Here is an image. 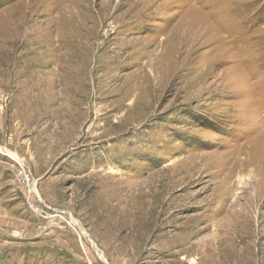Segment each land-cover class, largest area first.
<instances>
[{
	"label": "rangeland",
	"instance_id": "374dc122",
	"mask_svg": "<svg viewBox=\"0 0 264 264\" xmlns=\"http://www.w3.org/2000/svg\"><path fill=\"white\" fill-rule=\"evenodd\" d=\"M0 146L24 162L0 153V264H104L81 229L108 264H190L179 244L261 193L260 264L264 0H0ZM20 167L80 240L44 230Z\"/></svg>",
	"mask_w": 264,
	"mask_h": 264
},
{
	"label": "bare ground",
	"instance_id": "6f19581e",
	"mask_svg": "<svg viewBox=\"0 0 264 264\" xmlns=\"http://www.w3.org/2000/svg\"><path fill=\"white\" fill-rule=\"evenodd\" d=\"M205 33V32H204ZM185 42V41H184ZM195 42V41H194ZM184 44V43H183ZM186 44V43H185ZM27 45V44H26ZM197 45V44H196ZM25 46V45H24ZM26 47V46H25ZM156 63V62H155ZM151 64V63H150ZM155 66V65H153ZM39 71V70H38ZM153 72V71H152ZM36 75V74H35ZM46 75V74H45ZM40 77V73L36 75L38 80L35 82L26 84L27 89H32V91H36L38 89H42L43 83H44V77ZM34 79V78H33ZM46 79V77H45ZM51 79V78H50ZM48 84V83H47ZM46 85V84H45ZM47 86V85H46ZM50 86V84H49ZM25 88V89H26ZM46 88V87H45ZM26 89V90H27ZM43 90V89H42ZM47 90V88H46ZM31 91V90H30ZM28 92V91H27ZM45 92V91H44ZM38 93V92H37ZM42 94V93H41ZM56 94V93H55ZM31 95V94H30ZM28 96V95H27ZM64 116V115H63ZM0 153L9 156L11 159L17 160L21 165H24V162L13 152L9 151L7 148L0 146ZM238 157V156H237ZM232 161L239 164L240 170L242 172L244 171V165L248 168L252 166L250 164V159H239L234 158V156L231 158ZM262 168V167H261ZM252 169V168H251ZM260 169V168H259ZM250 170V169H249ZM226 171V170H225ZM247 171V170H246ZM264 169H260L259 175L254 172V169H252L251 172H253L251 178L255 179V185L253 186L255 188L257 183H260L264 186ZM245 172V171H244ZM230 174V173H229ZM239 174V173H238ZM235 175V174H234ZM222 176V175H221ZM229 176V175H228ZM240 176V175H239ZM244 177V176H243ZM224 178V177H223ZM232 178V175H231ZM237 178V177H236ZM226 181V180H225ZM229 181V180H228ZM222 182V181H221ZM253 182V181H252ZM216 183V182H215ZM218 183V182H217ZM227 183V182H226ZM246 183V182H245ZM229 184V183H228ZM232 185V184H231ZM259 185V184H258ZM34 186V185H32ZM217 186V185H216ZM218 187V186H217ZM225 187V185H224ZM253 187L247 186L246 187H240L242 189L241 193L238 194L239 196L241 194H244L247 190L251 189L253 190ZM237 188V187H236ZM235 188V189H236ZM259 188V187H258ZM36 189V188H35ZM33 190L34 193L39 196L38 192L36 190ZM229 190L224 191L223 193L226 194L229 192V194L233 191V188L230 186L228 188ZM239 189V188H238ZM216 190V189H215ZM222 190V189H221ZM264 190V189H263ZM214 191V189H213ZM220 192V191H219ZM259 192V190H258ZM257 192V194H258ZM216 194V193H215ZM250 194V193H249ZM253 194V193H252ZM220 195V194H219ZM261 193L256 195L254 194L252 198L249 199V202H252V205L247 207L246 205H241L240 208L237 210H234L233 207L235 205H238V201L241 200V197L234 198V200L231 202V205H229V213L226 214L222 219H209L208 224H206L204 227H201L198 229L195 234H199L201 232L206 231L209 229V234L206 236H202L199 239L193 241V242H187L186 245H184V242L180 243L181 249L177 251L178 254H186L191 256L198 257L190 258L189 263L190 264H249L248 261V253L250 252V246H251V235H250V225H251V219H254L252 216V213L254 212V204H257L258 200L261 199ZM216 196V195H215ZM185 197V196H183ZM211 197V196H210ZM182 197L181 196H175L169 199V203H166L165 205L167 208L162 210L160 213L161 215L167 214V212L175 205L176 201H179ZM216 198V197H215ZM224 198V197H223ZM222 198V199H223ZM240 198V199H239ZM264 198V197H263ZM219 199V198H217ZM228 199V198H227ZM226 199V200H227ZM230 199V198H229ZM245 199V194H244ZM211 201V200H210ZM264 201V200H263ZM230 202V200H229ZM228 202V203H229ZM240 203V202H239ZM254 203V204H253ZM223 204V203H222ZM157 205V204H156ZM225 205V204H224ZM154 207V206H153ZM157 207V206H156ZM223 207V206H222ZM155 208V207H154ZM219 208V206H218ZM228 209V208H227ZM220 210V209H219ZM214 211V210H213ZM226 211V210H225ZM219 215V213H215L216 217ZM154 216V215H153ZM210 216V215H209ZM264 214L259 213L255 219H263ZM212 218V217H211ZM226 218L228 220L231 219L232 225L230 226V223H226ZM190 219H188L189 221ZM73 223L75 225H78V222L73 220ZM136 223V222H135ZM244 224V227L241 226ZM258 224V223H257ZM239 225L241 228L239 229ZM263 228V227H262ZM255 230V229H254ZM82 234L88 239V241L91 243L94 249H96L98 258L104 263L108 264L106 258L104 257L103 253L99 250V248L95 245L94 241L89 237V235L81 229ZM261 233V232H260ZM258 234V233H257ZM254 236V235H253ZM259 238V237H258ZM262 239V237H261ZM264 243V242H263ZM256 244V243H255ZM257 248V247H256ZM258 250V249H257ZM241 251V252H240ZM258 254L261 255L259 263L262 264L264 262V249H259ZM251 256V255H250ZM253 256V255H252ZM183 258V257H182ZM185 258V257H184ZM259 258V257H258ZM187 260V259H186ZM254 260V259H253ZM258 260V259H257Z\"/></svg>",
	"mask_w": 264,
	"mask_h": 264
},
{
	"label": "built area",
	"instance_id": "2783aa9c",
	"mask_svg": "<svg viewBox=\"0 0 264 264\" xmlns=\"http://www.w3.org/2000/svg\"><path fill=\"white\" fill-rule=\"evenodd\" d=\"M21 176L23 179V182L25 184L26 187V203L27 206L30 210H32L33 212H36L40 217H42L44 220L51 222V220L53 219H47V218H51V217H55V215H60L62 217V219H57V223H59L61 225L62 228L64 227H68L69 229H71L78 237V240H80L79 238V228L77 225H75L74 223H72L71 221V215L70 214H66L62 211L59 210H55L52 209L50 207H48L45 203H43L40 199L39 196H37L36 193H34V191L32 190V188L27 187V185H29L30 183H32V175L28 172H26L24 167H20V171H19V175ZM31 199H35L36 201L34 202ZM53 212V213H52ZM52 213V214H50ZM53 214H55L53 216ZM59 218V217H58ZM53 225H55V223H52ZM64 224V225H63Z\"/></svg>",
	"mask_w": 264,
	"mask_h": 264
},
{
	"label": "crops",
	"instance_id": "0c3cea01",
	"mask_svg": "<svg viewBox=\"0 0 264 264\" xmlns=\"http://www.w3.org/2000/svg\"><path fill=\"white\" fill-rule=\"evenodd\" d=\"M49 223H50V222H46V223H42V224H45V226H44V230H46V232H48V234H49V233L51 234V232H53V231H52V228H54V227H52V225H50Z\"/></svg>",
	"mask_w": 264,
	"mask_h": 264
}]
</instances>
